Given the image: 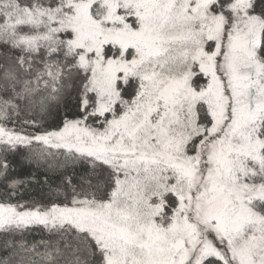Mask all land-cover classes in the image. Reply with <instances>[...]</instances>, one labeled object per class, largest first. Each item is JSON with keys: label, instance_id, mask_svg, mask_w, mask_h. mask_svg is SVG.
<instances>
[{"label": "snow or ice", "instance_id": "6c2138e0", "mask_svg": "<svg viewBox=\"0 0 264 264\" xmlns=\"http://www.w3.org/2000/svg\"><path fill=\"white\" fill-rule=\"evenodd\" d=\"M0 264H264V0H0Z\"/></svg>", "mask_w": 264, "mask_h": 264}]
</instances>
